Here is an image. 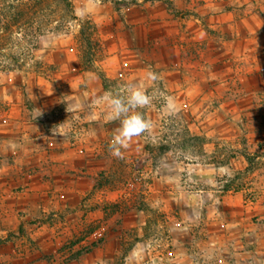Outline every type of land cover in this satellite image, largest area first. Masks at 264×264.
I'll return each mask as SVG.
<instances>
[{
  "label": "rangeland",
  "instance_id": "374dc122",
  "mask_svg": "<svg viewBox=\"0 0 264 264\" xmlns=\"http://www.w3.org/2000/svg\"><path fill=\"white\" fill-rule=\"evenodd\" d=\"M71 1L78 20L64 31L36 39L33 54L37 63L26 60L14 71L0 72V126L8 118L10 104L4 98L11 94V84L21 98L24 122L42 123L39 137L44 141L39 148L44 159L30 162L28 168L40 171L35 172L34 183L38 179L41 188H46L45 202L39 201V193L34 197L25 193L29 184L24 160L1 161L0 154V264H172L168 252L173 249L190 253L194 264H217L218 257L203 255V227L194 225L200 239L189 244H173L170 231L175 220L187 218L199 224L207 219L203 206L212 201L213 194L202 193L201 207L186 210L176 206L175 195L168 192L179 195L190 186L209 190L214 183L226 190L231 178L235 179L231 158L236 152L244 155L248 151L246 131L239 130L235 149L230 141L211 135L212 128L206 132L189 128L190 123L221 115L219 95L206 96L205 108L189 125L190 113L170 115L169 107L178 103L175 95L182 89L195 90L196 78L197 86L205 91H225L227 104L232 95L264 88L262 53L251 58L252 66L243 52L226 64L220 62L224 60L220 48L233 39L235 31L244 35L252 28L253 43L264 41V0ZM86 17L89 20L83 29L89 41L80 33V19ZM139 26H146L145 30ZM134 29L136 35L145 33L157 43L139 48L130 38ZM118 38L128 40L124 48ZM243 39L238 41L243 44ZM114 55L119 63L111 70L107 62ZM148 66L159 74V89L172 100L160 98L141 109L152 128L133 139L122 159L114 158L108 144L118 124L108 122L106 114L103 130L95 129L103 121H96L94 108L100 104L94 100L117 85L139 82L138 76H144ZM250 69L253 77L245 81ZM75 77L76 82L69 83ZM74 84L85 100L76 97ZM200 99L187 98V103L193 101L194 106ZM253 100L264 124L263 90L254 92ZM44 106L51 109L45 111ZM82 106L94 110L89 122H81L85 119ZM65 123L70 125L66 138L52 137ZM1 143L0 139V151ZM255 149V154L264 155V145ZM65 152L77 154L74 178L68 176L73 166L63 161ZM249 161L253 168L260 162L259 169L264 167V160ZM215 167L221 172L215 173ZM196 170L203 171L209 183L197 179ZM46 171L57 172L60 181ZM242 180L248 183V177ZM70 181H75V190L67 186ZM257 195L253 193V198ZM126 197L134 201L128 203ZM87 255L89 259H84Z\"/></svg>",
  "mask_w": 264,
  "mask_h": 264
},
{
  "label": "crops",
  "instance_id": "0c3cea01",
  "mask_svg": "<svg viewBox=\"0 0 264 264\" xmlns=\"http://www.w3.org/2000/svg\"><path fill=\"white\" fill-rule=\"evenodd\" d=\"M139 27L142 30H145L146 26ZM134 30L135 33L134 35H131L130 38L133 42H136V46L139 48H145L146 45L157 43L156 39L154 42H152L150 38L148 39L145 33H142L141 35V32H139V34L136 35V29ZM252 33V28L245 30L244 35H240V31H235L233 34V39L230 41H225L220 48V50L223 52V54L221 53L220 55L224 58V60H221L220 62H224V64H226V62H230L231 59L240 57L242 52L244 53V56H246V59H248V63L250 65L253 63L251 58H256L261 55V53L264 59V41H258L256 44H254L252 37L250 36ZM246 34H248V36H246ZM239 38H245V43L242 44L241 41H238ZM117 40L118 44H120V47L122 48L125 47V43H128V40L125 38H118ZM154 46L155 45H152V47ZM148 47L151 48V45ZM37 52L40 53L39 55H43L44 57V52L42 50H37L36 53ZM110 58V61L107 63L111 65L110 68L112 70L117 66L115 63L119 62L117 61L116 55ZM227 64L228 67H230L229 63ZM139 67H141V63H139ZM66 68L67 70L69 69L68 67ZM256 71L259 73V70ZM250 72V77H244L245 81L246 79L249 80L251 77H253V70L250 69ZM260 72L263 80L262 85L264 86V65L261 67ZM143 77L144 76H138V80L141 81ZM196 79L197 81L195 90H191L190 88L185 90L182 89L180 92H178L175 95L178 103L175 106H170L169 110L172 111L174 108L178 107V113H190V120L186 119L189 125L191 118L193 120V117H197V113L203 111L205 108L204 105L207 104L206 96L209 97V95H219L221 98L218 100V103H220L219 106L221 111L219 109L218 110L220 111L221 115H214L212 120L203 121L200 124L190 123L191 125H189V128L192 130L193 128H200L204 132L212 128L211 135L218 137L219 139H223L225 142L230 141L231 143H229L231 144V147H234L235 149H238L239 146L235 140L239 135V130L241 128H245L246 132H244V143L248 148V151H246V154L244 155L236 152L233 158H231L233 167L231 170L234 171L235 179L231 178L230 185L226 190L216 188V183L213 182L214 184L209 190L190 186L189 189L179 191V195H176V192L174 191L168 192L172 195H175V205H179V207L186 210H192L196 207H201L199 206L201 202H199L198 199L202 196V193L211 192L213 194L212 201H210L209 204L207 202L205 206H203L206 210H208L207 219L199 221V224H196L194 221H188L187 218H182L175 220L172 224H170V231L173 236L172 241L174 242L173 244L180 243V241H187L188 244L195 242L199 238L195 236L194 231V225H197L196 227L198 228H204V238H202L205 241L206 246H204L203 255L206 258L218 257L217 264H264V167L262 166V168L259 169L261 164L260 162L259 165L256 166L257 169H255L256 167L253 168L249 161L255 160L256 162H259L260 160H264V155H262L263 153H260L261 155L258 153L255 154V147L258 145H264V124L262 123V120L259 116L258 107H256L253 100L254 92L262 90L264 92V88L262 90L246 89L243 94L232 95L230 96L233 97V99H231L232 101L227 104V102L225 103L224 100L225 95H227L225 91H213L210 89L205 91V89L199 88V86H197L199 85V79ZM76 80L77 78L75 77L74 79H71L69 83H75ZM84 80H87L86 77ZM74 85L76 90V84ZM14 88L15 85L11 84V94L8 96L6 95L4 98L10 104V109L8 110V118H6L4 124L0 126V139L2 140L0 151L2 156L1 161L18 159L21 161L24 160V166L28 172L26 180L29 184L28 187H26L27 190L25 193L29 195L32 193L33 197L35 193H39V201L45 202L46 198L44 193L46 188H41L39 183H37L38 179L34 183V180L38 178V176L34 174L35 172L39 173L40 171L35 169L29 171L28 168V164H30V162H39L44 159V156H42L40 153L39 148L40 143L42 145V141H44V139L39 137V134H41V131H43L41 127L42 123L24 122V110L21 104H19L21 98L17 95V93H15V90H13ZM77 90L75 91L76 97H79L80 101L85 100L83 94L80 93L81 91ZM41 96L42 98L46 97L40 94V97ZM95 96L96 94H94L93 98ZM98 96L99 94L96 96V98H98ZM192 97H200L201 99L193 106V101L187 103V98L191 100ZM224 106L227 107L226 110H224ZM44 107H46L44 108L45 111L51 109V107ZM84 107L88 106H82V108H79L82 109V114H85V119L81 121L82 123L89 122V119H93L91 114H94V110L89 108L86 110ZM98 107L94 108L98 112L96 116L98 120L96 121L101 120L103 122H100L101 126L98 125V127H95V129L100 130L101 128L103 130V123L105 121L104 118L107 114L105 111H107V109L104 105H98ZM252 117L254 118L255 122L252 120ZM56 130L59 132L53 134L52 137L61 140V137L66 138L68 135L67 133L70 131V125L65 123ZM226 134L227 136H225ZM98 136H96V139H98ZM51 144L50 146H52ZM63 155V161L67 162L70 167L73 166L72 170L69 171L68 176L71 178L76 177L77 164L75 155L77 154L74 152H65ZM220 169L221 168L215 167V173H220ZM52 170L55 171L58 170V168ZM53 171H46L45 174L52 175L51 177L55 176L59 182L60 175ZM51 172H53V174H51ZM195 173L197 175V179L203 181V183L204 181L205 183H209L206 182L207 180L203 175V171L196 170ZM242 176L248 177V183H246V181L243 184L241 183L243 181ZM158 180L160 181V179ZM215 180L216 178H214V181ZM67 186L72 187V190L77 188L75 181H70ZM253 193H258L257 197L253 198ZM32 201L33 200H28L27 202ZM168 254L173 259L172 264H194L192 255L186 251L173 249L170 250ZM88 256L89 255L85 256L84 259L88 258Z\"/></svg>",
  "mask_w": 264,
  "mask_h": 264
},
{
  "label": "trees",
  "instance_id": "16d2710c",
  "mask_svg": "<svg viewBox=\"0 0 264 264\" xmlns=\"http://www.w3.org/2000/svg\"><path fill=\"white\" fill-rule=\"evenodd\" d=\"M78 20L71 0H0V72L14 71L26 60L37 63L36 39L66 30ZM80 19V33L89 41ZM23 62V63H24Z\"/></svg>",
  "mask_w": 264,
  "mask_h": 264
},
{
  "label": "clouds",
  "instance_id": "9594fccd",
  "mask_svg": "<svg viewBox=\"0 0 264 264\" xmlns=\"http://www.w3.org/2000/svg\"><path fill=\"white\" fill-rule=\"evenodd\" d=\"M160 79L159 74L148 66L141 81L117 85L94 100V103L106 107L108 122L118 124L108 144L112 157L122 159L124 150L129 148L133 139L144 135L152 128V122L144 117L141 109L152 106L153 102L160 98L172 100L159 89ZM178 112L179 108L176 107L169 114L176 115Z\"/></svg>",
  "mask_w": 264,
  "mask_h": 264
},
{
  "label": "built area",
  "instance_id": "2783aa9c",
  "mask_svg": "<svg viewBox=\"0 0 264 264\" xmlns=\"http://www.w3.org/2000/svg\"><path fill=\"white\" fill-rule=\"evenodd\" d=\"M125 200L128 202V203H132L134 201V198L133 197H127L125 198Z\"/></svg>",
  "mask_w": 264,
  "mask_h": 264
},
{
  "label": "bare ground",
  "instance_id": "6f19581e",
  "mask_svg": "<svg viewBox=\"0 0 264 264\" xmlns=\"http://www.w3.org/2000/svg\"><path fill=\"white\" fill-rule=\"evenodd\" d=\"M127 198V197H126Z\"/></svg>",
  "mask_w": 264,
  "mask_h": 264
}]
</instances>
